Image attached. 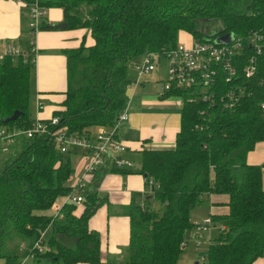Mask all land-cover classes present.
Instances as JSON below:
<instances>
[{
	"label": "trees",
	"instance_id": "1",
	"mask_svg": "<svg viewBox=\"0 0 264 264\" xmlns=\"http://www.w3.org/2000/svg\"><path fill=\"white\" fill-rule=\"evenodd\" d=\"M44 9L63 12L67 29L87 28L93 45L82 43L67 56V89L59 125L71 134L89 128L112 126L128 103L129 69L146 53L165 55L178 43L180 32L194 41L212 42L229 33L244 37L264 35V0H24ZM27 10L28 7H26ZM42 17L39 30L52 29ZM31 29L25 53L0 57V129L23 131L28 118L35 69ZM230 41V42H231ZM251 50L245 46L237 65L233 87L240 88L239 102L222 106L227 91L224 73L218 71L208 89L214 102L203 100L200 87L172 86L162 97L182 101L180 128L172 148H145L131 167L103 165L92 175L91 190L81 192L80 206L63 203L54 214L59 196L70 192L76 152L58 150L47 134L0 140V258L4 264H21L31 258L49 264H103L100 235L88 226L102 204L96 187L107 172L137 173L155 185L149 205L132 206L130 241L117 264H179L185 235L194 229L191 211L204 195H227V212L211 215L212 224L222 222L204 259L197 264H252L264 252V187L262 165L246 161L257 143L264 142V48L256 71L245 77L242 67ZM14 111L21 114L5 122ZM5 146V147H3ZM122 157V156H121ZM134 161H138V166ZM109 163V162H106ZM82 211L77 215V210ZM49 232V236H45ZM45 246V250H39Z\"/></svg>",
	"mask_w": 264,
	"mask_h": 264
},
{
	"label": "crops",
	"instance_id": "2",
	"mask_svg": "<svg viewBox=\"0 0 264 264\" xmlns=\"http://www.w3.org/2000/svg\"><path fill=\"white\" fill-rule=\"evenodd\" d=\"M44 17L46 23L52 26L64 23L60 8L45 9ZM29 21L30 14L25 6L11 0H0V46L11 43L21 48L26 47L27 40L30 42ZM32 37L35 69L30 101L34 102L37 110L31 119L47 120L62 110L66 97V52L78 48L82 43L85 46H91L94 40L87 28L55 29L54 26L52 29L37 30ZM137 77L133 66L129 69V84ZM141 86L144 87V81ZM128 90L129 118L120 124L118 130V138L126 147V151L121 156L124 159L132 157L138 160L139 152L145 148H172L180 128L181 99L162 97V86L154 92L142 94H137L138 88ZM74 156L77 157L76 154ZM77 160L74 161V165H77ZM89 184V190H91L93 186L91 182ZM96 192L102 204L90 217L88 226L100 235V257L103 264H117L114 262L122 258L123 248L130 241L131 222L128 214L132 206L145 205V200L150 198L149 188L141 174L107 172L101 177ZM222 205H226V202ZM54 210L51 208L46 213ZM81 211L82 207L77 210V215ZM225 212L227 210L223 213ZM211 217V215L207 216V218ZM213 233L214 230L211 228L206 235L209 241L216 237ZM108 260L114 262L109 263ZM252 264H264V252Z\"/></svg>",
	"mask_w": 264,
	"mask_h": 264
},
{
	"label": "built area",
	"instance_id": "3",
	"mask_svg": "<svg viewBox=\"0 0 264 264\" xmlns=\"http://www.w3.org/2000/svg\"><path fill=\"white\" fill-rule=\"evenodd\" d=\"M20 5L28 7L30 21L28 27L32 30L31 37L39 30V23L44 17L45 9L40 7L36 2L27 4L24 0H11ZM33 38V37H32ZM33 45V44H32ZM245 46H249L251 53L246 63L242 67L245 77H250L256 71L257 58L264 48V35L259 32H252L246 36L234 37L228 44L217 45L212 42L194 41L189 45L178 42L176 47L165 55H157L154 53H146L133 66L137 72V79L133 81V89L141 82L143 75L155 70L156 64L162 60L167 61L166 81H163L162 92L169 90L172 86L181 88L200 87L203 100L214 102L211 94H207L208 89L214 84L218 71L224 73V82L228 85V90L224 91L219 100L223 107L232 108L239 102L240 88L233 87L232 81L237 76V65L241 63V53ZM35 52V49L33 47ZM25 53L21 47L11 43H5L0 46V57L8 54L17 57ZM35 58V55H34ZM34 61V60H33ZM130 89V84L128 85ZM238 90L239 92L235 91ZM264 111V104H261ZM129 118L126 107L119 113L115 123L112 126L100 125L95 128V132L85 134H71L66 126L59 125L60 118L56 115L51 116L47 120L34 119L31 126L23 131L7 132L4 128L0 129V140H13L14 136L23 134L26 137H34L36 135L47 134L50 136L58 150L67 153L69 151L76 152L77 157L81 159L82 169L73 179L69 178L70 192L65 196L63 203H71L80 206L84 202L81 192L85 190V183L91 182L92 175L95 170L103 165H115L117 167H131L133 163L121 157L126 151L123 141L118 138V130L120 124ZM109 162V163H106ZM76 169H74V172ZM155 183L149 180V193L152 192ZM62 203V204H63ZM61 204V205H62ZM61 205L54 206L58 211ZM212 228L211 218L203 222L194 224V235L196 237V246L200 247L201 238L205 232H209ZM42 247H39L41 250ZM27 258L21 264H24ZM204 257H201L202 262ZM196 262V264H197Z\"/></svg>",
	"mask_w": 264,
	"mask_h": 264
},
{
	"label": "rangeland",
	"instance_id": "4",
	"mask_svg": "<svg viewBox=\"0 0 264 264\" xmlns=\"http://www.w3.org/2000/svg\"><path fill=\"white\" fill-rule=\"evenodd\" d=\"M57 25V24H56ZM58 29V28H55ZM185 40V41H183ZM178 42H181L183 44L188 45L189 42L193 43L194 39L193 36H191L189 33L186 32H180L178 36ZM190 43V44H191ZM158 72V73H157ZM166 72H167V61L162 60L158 64H156V69L154 72H151L149 74L143 75L141 78V82L139 85L136 87L138 88L137 94H142L144 92H154V90L159 89L163 81H166ZM160 75V76H159ZM163 78V80H162ZM162 80V81H161ZM144 81V87L141 86L142 82ZM133 82L130 83V89L133 88L132 86ZM36 106L34 102L29 101V108L27 111L28 118H33L35 113H36ZM89 131L92 133L95 132L94 128H89ZM13 140H7L6 142H2L1 145L4 144H11ZM5 147V146H3ZM123 158V157H122ZM78 159V160H77ZM77 160V165H74V169H76L75 172L71 174V178L73 179L75 176L79 174L81 171L80 169L82 168L81 164V159L80 157H73V164L74 161ZM246 161L248 163L252 164H258L262 165V183L264 186V142H259L253 149V151L249 152L247 155ZM135 165L138 166V161H134ZM90 189V184L89 182L85 183V190ZM66 197L65 196H59L55 203L54 206L60 205L65 201ZM227 195L222 194V193H210L208 195H204V200L201 202V204L197 207H195L191 211V221L195 224L197 222H203L205 221L208 215H215V214H221L225 210H227L226 205H222L227 201ZM222 203V204H221ZM145 205H149L156 211H161V204L159 202H156L154 200H151V203L148 204L147 200H145ZM222 207V208H221ZM54 210V208H53ZM54 211L48 212L49 214H53ZM222 222L218 221L216 222V226L212 224V229L214 230L213 235L216 236L217 232L219 233V228H221ZM216 232V233H215ZM208 232H205L203 234V237L200 239L201 240V245L200 247L196 246V237L194 235V232L191 230H188L186 235H185V242L186 245L182 248V251L179 255V264H194L197 261H200L201 257L205 254V251L207 249V246L209 244V237L206 235ZM49 236V232H47L45 239H47ZM217 237V236H216ZM211 242L213 243V238L211 239ZM43 250H45V246H41ZM0 264H4V261L2 258H0ZM24 264H36L33 259L27 258ZM37 264H49L48 260L46 259H41L39 263Z\"/></svg>",
	"mask_w": 264,
	"mask_h": 264
},
{
	"label": "water",
	"instance_id": "5",
	"mask_svg": "<svg viewBox=\"0 0 264 264\" xmlns=\"http://www.w3.org/2000/svg\"><path fill=\"white\" fill-rule=\"evenodd\" d=\"M53 26H54L55 28H58V29H64V28H66L67 24L64 22V23H60V24H57V25H56V24H53ZM230 41H231V34H229V33H227V34H225V35L219 37V38L216 40V42H217L218 44H223V43L228 44V43H230ZM20 114H21V112H19V111H14V113H13L11 116L6 117V118L4 119V121H5V122L13 121V120H15ZM195 264H196V263H195Z\"/></svg>",
	"mask_w": 264,
	"mask_h": 264
}]
</instances>
